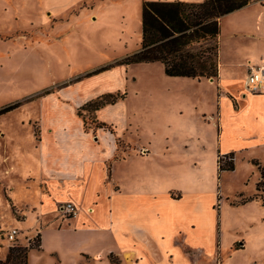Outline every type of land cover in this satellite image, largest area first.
<instances>
[{"label": "rangeland", "instance_id": "obj_1", "mask_svg": "<svg viewBox=\"0 0 264 264\" xmlns=\"http://www.w3.org/2000/svg\"><path fill=\"white\" fill-rule=\"evenodd\" d=\"M143 1L0 0V107L20 102L0 114V157L6 152L14 165L5 177L21 197L24 173L35 171L29 136L37 137L38 121H63L73 131L65 140L92 145L75 126L79 118L97 140V110L81 106L110 88L124 97L99 113L113 119L104 131L120 155L150 150L132 167L152 176L149 214L170 219L161 244L136 248L139 264H264V180L257 185L254 162L264 164V98L243 86L247 58L264 63V0L221 20L219 76L199 79L167 76L160 62L116 63L140 45ZM31 230L18 244L38 243V228Z\"/></svg>", "mask_w": 264, "mask_h": 264}, {"label": "crops", "instance_id": "obj_2", "mask_svg": "<svg viewBox=\"0 0 264 264\" xmlns=\"http://www.w3.org/2000/svg\"><path fill=\"white\" fill-rule=\"evenodd\" d=\"M251 6L248 3L223 15L220 24L224 17ZM111 106L106 104L96 111L98 122L104 126L113 125V119L99 113ZM65 125L63 121H38L37 137L33 132L29 136L36 143L37 154L32 161L35 171L29 168L24 173L18 188L21 197L14 196V187L5 177V172L9 174L14 168L13 161L6 152L1 154L0 162L5 166L0 172V196L3 194L6 201L8 219L0 210V229L17 227L20 239L27 227L32 228L31 232L38 228L39 246L28 250L27 264H139L141 257L136 248L150 250L161 244L165 237L161 225L170 222L159 211L152 216L150 210L149 214L147 209L154 205L149 189L152 176L132 167L135 159L148 156L150 150L135 154L127 149L120 155L114 134L105 132L104 126L97 127L100 131L95 140L91 132L84 131L79 118L75 130L93 141L92 145L78 146L65 140L73 133L66 131ZM166 193L172 197L171 189ZM5 194L18 215L12 212ZM66 201L76 205L75 215L57 211L58 203ZM173 223L177 224L176 220ZM176 231L179 233V226ZM4 241L0 238V246ZM6 251L0 247V258Z\"/></svg>", "mask_w": 264, "mask_h": 264}, {"label": "trees", "instance_id": "obj_3", "mask_svg": "<svg viewBox=\"0 0 264 264\" xmlns=\"http://www.w3.org/2000/svg\"><path fill=\"white\" fill-rule=\"evenodd\" d=\"M252 1L262 0H144L141 10V42L134 52L117 60L116 63L160 62L167 76L188 78H213L218 76V36L220 18ZM47 92V91H44ZM124 93H104L87 102L81 108L97 110L105 104L114 103L123 98ZM19 101H13L0 107V114L16 108ZM98 122L95 127H102ZM229 154V169L233 153ZM264 180V164L254 161ZM221 167V166H220ZM247 199H243L245 202ZM261 204L264 206V199ZM14 244L0 258V264H27L30 248L39 246Z\"/></svg>", "mask_w": 264, "mask_h": 264}, {"label": "built area", "instance_id": "obj_4", "mask_svg": "<svg viewBox=\"0 0 264 264\" xmlns=\"http://www.w3.org/2000/svg\"><path fill=\"white\" fill-rule=\"evenodd\" d=\"M245 77L243 81L244 92L253 95L260 94L264 98V63L245 65ZM76 205L71 201L61 202L57 205V211L66 216H72L77 213ZM21 230L17 227L0 229V238L6 240L11 245L17 244Z\"/></svg>", "mask_w": 264, "mask_h": 264}, {"label": "bare ground", "instance_id": "obj_5", "mask_svg": "<svg viewBox=\"0 0 264 264\" xmlns=\"http://www.w3.org/2000/svg\"><path fill=\"white\" fill-rule=\"evenodd\" d=\"M250 94V93H249Z\"/></svg>", "mask_w": 264, "mask_h": 264}]
</instances>
